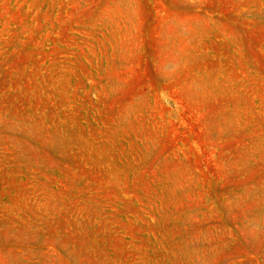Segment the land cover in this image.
<instances>
[{"label":"rangeland","instance_id":"1","mask_svg":"<svg viewBox=\"0 0 264 264\" xmlns=\"http://www.w3.org/2000/svg\"><path fill=\"white\" fill-rule=\"evenodd\" d=\"M0 264H264V0H0Z\"/></svg>","mask_w":264,"mask_h":264}]
</instances>
